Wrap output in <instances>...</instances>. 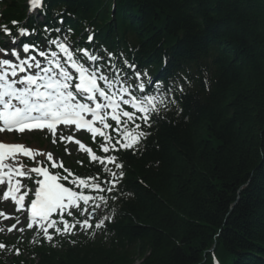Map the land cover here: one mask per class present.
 <instances>
[{
  "label": "trees",
  "instance_id": "trees-1",
  "mask_svg": "<svg viewBox=\"0 0 264 264\" xmlns=\"http://www.w3.org/2000/svg\"><path fill=\"white\" fill-rule=\"evenodd\" d=\"M1 6L4 22L71 29L78 45L94 30L99 53L150 74L165 99L111 153L103 227L15 242L0 264H264V0H46L37 21L26 0ZM66 165L104 176L87 158Z\"/></svg>",
  "mask_w": 264,
  "mask_h": 264
},
{
  "label": "rangeland",
  "instance_id": "rangeland-1",
  "mask_svg": "<svg viewBox=\"0 0 264 264\" xmlns=\"http://www.w3.org/2000/svg\"><path fill=\"white\" fill-rule=\"evenodd\" d=\"M0 139H4V140H18V141H23L26 142L28 145H30L31 147L34 148V162L33 165H36L37 163H39L40 161L44 160V161H50L53 164L56 162H59V157L58 154L55 153V146L53 145L54 142H49V139L47 140V138H44L42 136L39 135L38 132H28L23 134V137H21L20 139H7V138H3L0 135ZM57 150L60 149L58 148ZM78 150L75 148H65L63 154L65 155H70V156H76L78 154ZM62 158L66 161L67 157L66 156H62ZM26 182V178L24 179V183ZM23 186V184H22ZM24 191H27L28 194L34 193L35 189H32L31 191L27 190L26 188H24ZM60 196L63 197H69L68 195V190L67 191H59ZM71 199H73V197H71ZM11 206V208H9ZM79 206V202H73L71 205H69V208L66 209V211H73L74 209L78 208ZM0 216H4L6 219V226L1 229V233L2 235L6 236L9 233H15L17 236H21V237H26L28 236L27 233V227H26V221L23 220V217L25 216L24 213H19L17 212L14 207L12 206V204L8 201H6L3 196H2V190L0 188ZM13 221L16 222V227L15 230H13L12 232H10V230H8V225H10ZM38 228L35 227L34 230H37ZM35 234V231H33L32 233H30L29 235H33ZM5 254L7 255L8 252L5 250Z\"/></svg>",
  "mask_w": 264,
  "mask_h": 264
}]
</instances>
